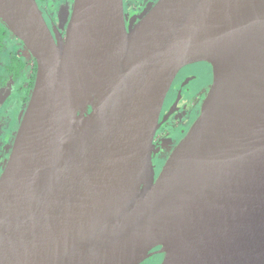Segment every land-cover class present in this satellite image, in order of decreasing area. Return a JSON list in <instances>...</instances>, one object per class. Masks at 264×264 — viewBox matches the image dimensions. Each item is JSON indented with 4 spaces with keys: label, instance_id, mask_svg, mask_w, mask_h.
Listing matches in <instances>:
<instances>
[{
    "label": "water",
    "instance_id": "95a60500",
    "mask_svg": "<svg viewBox=\"0 0 264 264\" xmlns=\"http://www.w3.org/2000/svg\"><path fill=\"white\" fill-rule=\"evenodd\" d=\"M36 61L0 175V264H264V0H74L65 36L36 0H0ZM209 91L155 176L179 68Z\"/></svg>",
    "mask_w": 264,
    "mask_h": 264
},
{
    "label": "flooded vegetation",
    "instance_id": "af4514ba",
    "mask_svg": "<svg viewBox=\"0 0 264 264\" xmlns=\"http://www.w3.org/2000/svg\"><path fill=\"white\" fill-rule=\"evenodd\" d=\"M156 1L157 0H123L126 27L128 28L129 25L135 24ZM36 2L52 33L53 27H56L61 35L65 36L74 0H36ZM10 34L12 33L10 32ZM13 37L14 40L11 45L15 43L19 45L20 43L23 46L22 52L16 54V51L4 45L0 60V88L8 92V94L15 96L17 104L22 106L24 111L35 78L36 61L21 40L14 35ZM15 39L19 40L18 43ZM5 49H8L9 52ZM14 55L23 57V60L26 62L21 75L17 79L10 78L6 68L7 57ZM212 79V66L209 62L204 60L192 61L182 65L172 79L164 97L159 115V120L163 117L165 120L160 123L153 138V142L157 147V151L153 156L155 176L159 174L173 148L186 134L199 115L202 103L211 86ZM30 81L32 84H30ZM19 122L20 120H18L13 130H9V132L5 133V139L2 133H0V141L4 142V152L0 155V175L5 167L6 159H8ZM166 136L170 138L168 143L163 141ZM159 248V246L154 247L151 250L152 253L139 264L145 263L153 258L158 259L157 264H161L164 254L159 251Z\"/></svg>",
    "mask_w": 264,
    "mask_h": 264
},
{
    "label": "rangeland",
    "instance_id": "374dc122",
    "mask_svg": "<svg viewBox=\"0 0 264 264\" xmlns=\"http://www.w3.org/2000/svg\"><path fill=\"white\" fill-rule=\"evenodd\" d=\"M13 40L14 37L9 32V35L4 40V45H6L9 48H12L14 51H16V54H20L22 52L23 46L20 43L19 45H17L16 43L14 45H11ZM18 41L19 40L17 39L16 42L18 43ZM5 50L9 52L8 49ZM22 113H23V108L22 106L17 104V99L15 98V96H13L12 94H8V92H5V90L0 88V133H2L4 139L6 135L5 133L9 132V130H13V128L18 123V120H20ZM163 141L165 143H168L170 141L169 136H166ZM3 152H4V142L0 141V155L3 154ZM157 263H158V259L153 258L152 260H149L142 264H157Z\"/></svg>",
    "mask_w": 264,
    "mask_h": 264
},
{
    "label": "trees",
    "instance_id": "16d2710c",
    "mask_svg": "<svg viewBox=\"0 0 264 264\" xmlns=\"http://www.w3.org/2000/svg\"><path fill=\"white\" fill-rule=\"evenodd\" d=\"M8 32H9V29L7 28L5 23L0 21V60H1L3 48H4V38L7 36ZM6 62H7L6 68H7L8 75L12 79H17L21 75V72L24 69V66L26 63L23 60V57H18L16 55L10 56V57H7ZM30 84H32L31 81H30Z\"/></svg>",
    "mask_w": 264,
    "mask_h": 264
}]
</instances>
